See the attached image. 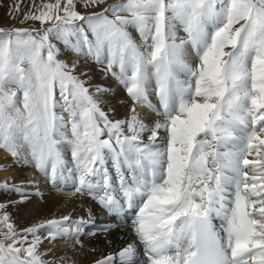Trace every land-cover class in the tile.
<instances>
[{"label":"snow or ice","instance_id":"1","mask_svg":"<svg viewBox=\"0 0 264 264\" xmlns=\"http://www.w3.org/2000/svg\"><path fill=\"white\" fill-rule=\"evenodd\" d=\"M30 20L48 26L0 27V148L113 221L131 213L126 245L92 264H264V0H116L88 15L55 0ZM81 57L124 87L127 118L102 107L110 89L91 90ZM13 192L31 194L0 184ZM11 203L0 201V264H56L43 240L82 247L95 222L90 207L87 220L18 228Z\"/></svg>","mask_w":264,"mask_h":264},{"label":"bare ground","instance_id":"2","mask_svg":"<svg viewBox=\"0 0 264 264\" xmlns=\"http://www.w3.org/2000/svg\"><path fill=\"white\" fill-rule=\"evenodd\" d=\"M29 1H31L29 5H31V7L33 6V8H31L32 11L29 12L36 11V6H39L42 3H55V0ZM113 2H116V0H106V5L112 4ZM65 3L66 0H61V7H63ZM77 6L80 8V10L83 8L81 3H79ZM104 6L98 8L88 7L91 9L88 10L84 8L83 11H79L83 15H88L91 12L100 11ZM26 13L27 11L24 7L23 12L21 11V13L13 19V24L15 27H21L20 20L23 19V16ZM29 26H33V28H41L47 27L48 25H41L40 23L39 25L33 24ZM133 36L139 40V35L135 31H133ZM178 37H186V34L183 31H179ZM54 42L58 43L56 41ZM58 46L62 47V45H59V43ZM61 58L68 61L76 59L75 55L71 52H65ZM79 59L80 63L78 66V72L87 73V76L82 77V79L88 80V84L92 86V91H95L96 86H103L107 89H110V91L100 94L105 101L102 107H104L106 111L108 108L114 109V112H112L110 115L114 116L116 119L127 118L130 114L129 110L132 102L127 97L124 87L120 85L112 76L102 73L99 66L94 61L84 57ZM152 99L153 102H155V97H152ZM136 110L142 116L147 111V109L139 104L136 105ZM153 119L161 118L153 116ZM249 159H257L256 153L254 152L252 155H250ZM252 174L253 173L250 172V175ZM33 178L40 181V194H36L35 187H27L28 181ZM4 182L9 183L10 185L16 184L25 188L26 191L31 193L26 199L20 197L14 192L8 193L6 195L0 194V201L12 199L13 203L8 205V207L12 206V208L7 211L10 213L13 222L18 228L27 227L40 220L53 218L58 219L66 215H71L73 219H79L83 217L85 220H87L88 213L86 209L90 207L95 209V222H89L84 225V231L81 237L83 245L82 247L75 244L71 239H57L54 241L44 239L40 245V251L42 253H46L44 259H53L55 260L56 264H92V262L95 259L100 258L101 255L118 252L130 239L129 229L124 224V221L131 216L130 212L127 214V216L121 214L118 220L113 221L112 217L105 215L100 210L99 206L96 205L90 198H76L72 197L67 192L58 191L50 184L44 182L43 177H41L30 164L23 161L17 163L10 152H8L6 149L0 148V184ZM109 222L113 223L114 225L119 224L120 226L113 227L112 231L108 233H100L99 229L104 227V225ZM214 223L218 224L219 221L214 220ZM94 232L97 233V235L93 236L92 233ZM108 241H110V243ZM93 248L96 249L95 252L92 251Z\"/></svg>","mask_w":264,"mask_h":264},{"label":"rangeland","instance_id":"3","mask_svg":"<svg viewBox=\"0 0 264 264\" xmlns=\"http://www.w3.org/2000/svg\"><path fill=\"white\" fill-rule=\"evenodd\" d=\"M29 2V3H28ZM17 3H19L20 4V7H19V11H14V6L17 4ZM31 3V1H29V0H0V21H2V22H0V27L2 26V27H15V25L13 24V18H10V16H9V13H12V16H14V17H16V16H18L20 13H21V11L23 12V9H24V7L26 8V11H27V13H29V11H32L31 10V8H33V6L31 7V5H29ZM75 3H76V6L79 4V3H81L82 5H83V3H82V0H75ZM113 3H115V2H113ZM26 4V5H25ZM8 7V8H7ZM89 7H91V6H89ZM7 8V9H6ZM77 8V10L79 11L80 10V8H78V6L76 7ZM84 8L85 7H83V8H81V10L80 11H83L84 10ZM9 9V10H8ZM29 9V10H28ZM86 9H91V8H86ZM9 13H8V12ZM79 11V12H80ZM5 13V14H4ZM3 17V18H2ZM7 17H8V19H7ZM3 20H2V19ZM5 21V22H4ZM8 21V22H7ZM3 23V24H2ZM33 24H36V25H39L40 24V22L39 21H27V22H25V23H21V27H30L29 25H33ZM31 27H33V26H31ZM2 149H4V148H2ZM11 201H12V199H11ZM10 208H12V206H10V207H8L7 208V210H9ZM125 226V225H124Z\"/></svg>","mask_w":264,"mask_h":264}]
</instances>
